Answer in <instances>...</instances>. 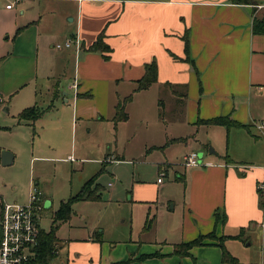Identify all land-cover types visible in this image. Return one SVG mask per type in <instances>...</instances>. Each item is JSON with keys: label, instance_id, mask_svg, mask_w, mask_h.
Here are the masks:
<instances>
[{"label": "crops", "instance_id": "obj_1", "mask_svg": "<svg viewBox=\"0 0 264 264\" xmlns=\"http://www.w3.org/2000/svg\"><path fill=\"white\" fill-rule=\"evenodd\" d=\"M24 1L10 9L0 1V131L19 133L32 127L34 133L38 123L46 135L44 144L61 149L67 146L70 129L79 118L95 116L104 121L111 116L115 124L126 122L133 101L139 104L140 113L146 114L149 95L141 93L153 87L178 86L183 90L171 91L187 106L186 118L179 123L192 131L171 141L185 139L187 149L198 152L201 163L180 164L183 170L172 168L175 178L185 182L188 194L181 224L172 230V237L177 239L164 241L165 249L157 246L148 251L137 244L130 257L111 261L105 259L101 233L94 228L87 237L64 239L67 257L57 264H76L79 260L82 264H258L255 259L240 260L231 248L244 241L247 230L259 228L262 232L264 228L260 200H264V127L260 126L264 118V35L255 34L252 28L254 16L264 9V0H253L255 5L229 0H64L70 6L60 11L43 3H37L33 11L21 6ZM61 12L69 21L58 27L55 23L53 31L59 29L57 34L63 38L57 47L50 41L54 33L47 28V21L63 19ZM100 34L110 51H86ZM67 39H76L79 46H65ZM71 54L73 77L62 91L57 78ZM153 60L156 81L137 90L146 64ZM73 83L76 90L71 87ZM41 90L45 92L42 101ZM130 94L124 105L127 119L116 121L118 103ZM58 99L61 102L55 104ZM32 106L39 115L19 119V113ZM54 111L57 118L48 124L45 118ZM216 116H229L242 126L204 123ZM38 141L42 142L40 136ZM195 144L199 145L197 150ZM204 146H211L213 151L206 152ZM3 150L10 154L7 165L12 164L16 158L12 146ZM112 160L106 153L102 163L112 164ZM30 180L44 200L45 193L34 173ZM95 185V192L102 196V186L99 182ZM0 203H5L3 194ZM47 203L51 205L46 198L44 205ZM209 233L215 238H205L204 245L190 248L188 255L173 253L178 244ZM221 237L234 260L223 257L217 246ZM74 246L77 248L73 250ZM155 252L163 256L140 259Z\"/></svg>", "mask_w": 264, "mask_h": 264}, {"label": "rangeland", "instance_id": "obj_2", "mask_svg": "<svg viewBox=\"0 0 264 264\" xmlns=\"http://www.w3.org/2000/svg\"><path fill=\"white\" fill-rule=\"evenodd\" d=\"M37 3L59 11L70 6L64 0H25L21 6H28L35 11ZM72 5L71 10L75 12V4ZM262 16L263 8L257 17ZM60 17L64 18L47 21L50 32L55 29V23L57 27L59 23L61 26L68 24L67 16L62 13ZM58 30L51 35L53 44L63 43V38L57 34ZM71 55L57 78L62 91H65L63 87L73 77L74 55ZM171 90L182 91L183 88L160 86L141 93L149 95L146 114H141L139 104L133 101L128 111L130 118L126 122L115 124L111 116L104 121H99L95 116L79 118L74 124V131L70 129L67 146L61 149L44 144L46 135L40 132L41 125L38 123L35 124L34 133L32 127L19 133L0 131V153L1 149L12 146V152L16 155L12 164L0 163V195L3 194L6 203L16 201L26 204L32 186L31 173H34V178L39 179L40 188L45 193L43 201L47 198L51 202V205L47 203L44 206L39 220V225L45 231H50L55 225L52 215L61 202L76 195L91 178L95 177V181L89 185L93 193L97 189L95 183L99 182L102 186L100 199L73 202L70 218L56 222L58 251L51 264L66 260L64 239L74 241L87 237L88 231L94 228L101 233L105 259L111 261L128 257L131 251H135L137 244L152 251L157 246L165 249L164 241L177 239L172 237V230L181 224L188 189L185 182L175 178L172 168L180 167L183 170L180 164H184V156L190 150L186 147L185 139H171L185 135L186 131L192 129L179 123L186 118L187 106L184 100L177 101L179 95L173 94ZM44 96L45 92L41 90V101ZM157 99H160L159 105ZM59 102L61 99L54 103ZM71 105L75 107L74 103ZM57 114L56 111L50 113L45 118L47 123L56 120ZM38 136L42 139L41 143ZM193 148L197 150L199 145L195 144ZM203 148L206 152L213 149L211 146ZM106 153L111 155L112 164L102 163ZM116 158L120 160L115 162ZM165 166L168 167L167 172ZM159 177L161 184L156 182ZM108 183H111L110 186ZM260 200L264 214V200ZM147 218L151 219L150 226L145 227ZM243 239L242 243L236 242L232 246L231 249L238 255L234 256L240 260L255 259L258 264H264V228L262 232L259 228L247 230ZM76 248L74 246L73 250ZM76 264H82L81 260Z\"/></svg>", "mask_w": 264, "mask_h": 264}, {"label": "trees", "instance_id": "obj_3", "mask_svg": "<svg viewBox=\"0 0 264 264\" xmlns=\"http://www.w3.org/2000/svg\"><path fill=\"white\" fill-rule=\"evenodd\" d=\"M232 3H239V4H257L253 0H229ZM255 9L253 8L252 11ZM252 28L253 32L255 34H262L264 35V18L263 17H257L254 16L253 22H252ZM184 43H185V51L187 52V38L184 36ZM84 47V45L82 46ZM85 48V47H84ZM86 51L91 52H109L110 48L107 44L103 41V34H100L95 41H93L87 48ZM157 78V65L155 60H153L151 63L146 64L145 66V73L142 76L140 80H138V84L136 89H146L149 85H151L153 82L156 81ZM131 97V94L126 96L121 102L117 105V118L116 121H124L127 119V114L124 110L125 103L129 100ZM39 115V111L35 106L29 107L24 109L22 112L19 113L18 117L19 119H28V118H36ZM205 124H216V125H224V126H242L241 123L236 122L229 118V116H216L207 120H204ZM95 178H91L85 185L82 187L80 192L76 194L75 196L70 197L66 202H61L60 207L56 212L53 214V224L50 231H45L43 229H40L39 233V242L38 246L36 248L35 257L31 260H29L26 264H51L53 259L55 258L57 254V239L55 236V226L57 225V221H63L66 220L69 217V214L71 212V204L78 200H98L101 197V193H93L91 190H89V185L94 182ZM2 204L0 203V214H1ZM215 220L218 221L217 212L214 214ZM153 219V218H152ZM151 219H146L145 227L150 226ZM215 235L213 233L205 234V235H199L193 240H190L186 243H180L175 248L173 253L178 255H188L189 249L198 246V245H204L203 240L205 238H211ZM239 236V235H238ZM0 238H1V231H0ZM223 237L219 238L217 242V246H219L222 250V255L225 259H232L226 251L223 243L221 240ZM158 252H155L153 254L148 255H141L140 259H144L145 257H162ZM126 262H129L127 260Z\"/></svg>", "mask_w": 264, "mask_h": 264}, {"label": "built area", "instance_id": "obj_4", "mask_svg": "<svg viewBox=\"0 0 264 264\" xmlns=\"http://www.w3.org/2000/svg\"><path fill=\"white\" fill-rule=\"evenodd\" d=\"M0 1H5V8L10 9L22 0ZM75 40L67 39L64 45L67 47L71 44L79 46L77 40ZM56 46L59 47L60 44ZM71 87L76 90L77 84L73 83ZM260 126L264 127V118L261 120ZM200 164L198 152L190 151L185 154V166H198ZM157 182H161L160 177L157 178ZM44 206V201L35 182L32 183L26 204L6 202L2 204L0 214V264H26L35 257L41 229L39 220Z\"/></svg>", "mask_w": 264, "mask_h": 264}, {"label": "water", "instance_id": "obj_5", "mask_svg": "<svg viewBox=\"0 0 264 264\" xmlns=\"http://www.w3.org/2000/svg\"><path fill=\"white\" fill-rule=\"evenodd\" d=\"M211 151H213V150H211ZM9 157H10L9 152L6 151V150H3V151L1 152V164H2V165H7V164H9V163H10Z\"/></svg>", "mask_w": 264, "mask_h": 264}]
</instances>
